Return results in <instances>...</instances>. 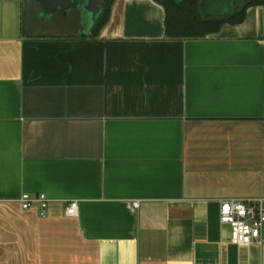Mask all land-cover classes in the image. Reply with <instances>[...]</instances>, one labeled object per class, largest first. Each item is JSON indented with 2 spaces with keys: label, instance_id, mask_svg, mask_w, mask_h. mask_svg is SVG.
Masks as SVG:
<instances>
[{
  "label": "crops",
  "instance_id": "1",
  "mask_svg": "<svg viewBox=\"0 0 264 264\" xmlns=\"http://www.w3.org/2000/svg\"><path fill=\"white\" fill-rule=\"evenodd\" d=\"M30 3L0 0V264H264V246L230 242L219 207L264 199V7L184 40L173 118L147 114L166 90L139 78L26 84L28 40H77L35 31L62 14ZM165 19L155 0H115L97 41H167ZM24 194L45 195V215Z\"/></svg>",
  "mask_w": 264,
  "mask_h": 264
},
{
  "label": "trees",
  "instance_id": "2",
  "mask_svg": "<svg viewBox=\"0 0 264 264\" xmlns=\"http://www.w3.org/2000/svg\"><path fill=\"white\" fill-rule=\"evenodd\" d=\"M166 13L163 42H101V30L109 21L115 0H106L100 18L89 37L77 40H28L24 45V81L49 86L127 85L139 78V85L164 88L162 103L147 109L150 117L183 116V47L186 39H203L218 33L225 25H240L252 7H264V0L246 2L232 8L233 0H155ZM224 5L229 11H224ZM209 6V7H207ZM116 70L115 72L113 70ZM135 69L137 75L124 71Z\"/></svg>",
  "mask_w": 264,
  "mask_h": 264
},
{
  "label": "built area",
  "instance_id": "3",
  "mask_svg": "<svg viewBox=\"0 0 264 264\" xmlns=\"http://www.w3.org/2000/svg\"><path fill=\"white\" fill-rule=\"evenodd\" d=\"M24 209L38 206L45 215L49 200L45 195L21 197ZM138 206V204H136ZM220 222L230 227V242L236 246H264V199H225L219 202ZM79 203L71 201L66 208L68 217H77Z\"/></svg>",
  "mask_w": 264,
  "mask_h": 264
},
{
  "label": "water",
  "instance_id": "4",
  "mask_svg": "<svg viewBox=\"0 0 264 264\" xmlns=\"http://www.w3.org/2000/svg\"><path fill=\"white\" fill-rule=\"evenodd\" d=\"M45 7V14L50 15L54 13H61L63 16H67L71 9L81 11L83 16H87L89 19L90 26L84 28L83 25L81 30L75 34H65L64 38H79L84 39L89 37L91 31L98 19L100 18L104 4L106 0H39ZM55 37V35L53 36Z\"/></svg>",
  "mask_w": 264,
  "mask_h": 264
},
{
  "label": "rangeland",
  "instance_id": "5",
  "mask_svg": "<svg viewBox=\"0 0 264 264\" xmlns=\"http://www.w3.org/2000/svg\"><path fill=\"white\" fill-rule=\"evenodd\" d=\"M29 3L27 6L29 7V11H35L36 8L32 7L30 0H26ZM224 11L228 12L229 7L224 5ZM28 21H30L31 14L30 12L27 14ZM35 31L40 33L52 34H75L81 30L83 25L84 28H88L90 26L89 19L87 16H83L81 11L79 10H71L67 16H53L49 20H44L43 18L39 21L35 22ZM79 39V38H72Z\"/></svg>",
  "mask_w": 264,
  "mask_h": 264
},
{
  "label": "flooded vegetation",
  "instance_id": "6",
  "mask_svg": "<svg viewBox=\"0 0 264 264\" xmlns=\"http://www.w3.org/2000/svg\"><path fill=\"white\" fill-rule=\"evenodd\" d=\"M246 5V2H241V1H237V0H233V2L231 3V7L232 8H242Z\"/></svg>",
  "mask_w": 264,
  "mask_h": 264
}]
</instances>
